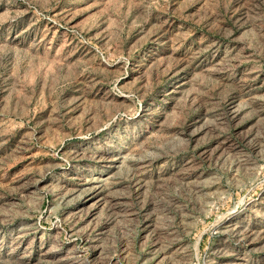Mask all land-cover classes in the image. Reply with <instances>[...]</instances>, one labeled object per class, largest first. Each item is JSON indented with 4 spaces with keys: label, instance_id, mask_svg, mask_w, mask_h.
I'll list each match as a JSON object with an SVG mask.
<instances>
[{
    "label": "rangeland",
    "instance_id": "obj_1",
    "mask_svg": "<svg viewBox=\"0 0 264 264\" xmlns=\"http://www.w3.org/2000/svg\"><path fill=\"white\" fill-rule=\"evenodd\" d=\"M0 264H264V0H0Z\"/></svg>",
    "mask_w": 264,
    "mask_h": 264
}]
</instances>
